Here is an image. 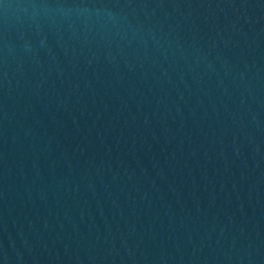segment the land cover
Segmentation results:
<instances>
[{"label":"water","instance_id":"water-1","mask_svg":"<svg viewBox=\"0 0 264 264\" xmlns=\"http://www.w3.org/2000/svg\"><path fill=\"white\" fill-rule=\"evenodd\" d=\"M0 264H264V0H0Z\"/></svg>","mask_w":264,"mask_h":264}]
</instances>
